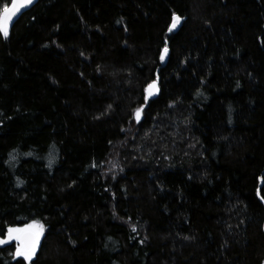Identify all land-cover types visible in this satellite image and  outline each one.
I'll use <instances>...</instances> for the list:
<instances>
[{
	"label": "trees",
	"instance_id": "16d2710c",
	"mask_svg": "<svg viewBox=\"0 0 264 264\" xmlns=\"http://www.w3.org/2000/svg\"><path fill=\"white\" fill-rule=\"evenodd\" d=\"M34 221L0 264H264V0H37L0 33V238Z\"/></svg>",
	"mask_w": 264,
	"mask_h": 264
},
{
	"label": "snow or ice",
	"instance_id": "6c2138e0",
	"mask_svg": "<svg viewBox=\"0 0 264 264\" xmlns=\"http://www.w3.org/2000/svg\"><path fill=\"white\" fill-rule=\"evenodd\" d=\"M32 0H13V7L10 9L7 6L3 9V11H0V33H2L4 36L8 35V26H9V22L13 19V17L16 15V13L19 11V7H17V5L20 6H26L28 4H31ZM179 23V17L173 16V22L171 27L169 28V31H172L177 24ZM168 49L167 47L164 48L163 52L161 53V60L164 59L166 53H167ZM155 88V82L153 84L148 85V88L145 90L149 95H151L152 93L149 91L150 89ZM139 110L136 113V117L137 119H139ZM29 228L33 227L32 225L28 226ZM42 227V226H40ZM135 230V229H133ZM14 231H22V230H16V229H9V232H14ZM9 239H12V237H9ZM39 236L37 234L36 236V240L38 241ZM6 241L4 240H0V243H5ZM32 251L34 252V248L32 249ZM17 255H25L24 251H21L19 248L17 250ZM28 258V257H26Z\"/></svg>",
	"mask_w": 264,
	"mask_h": 264
},
{
	"label": "rangeland",
	"instance_id": "374dc122",
	"mask_svg": "<svg viewBox=\"0 0 264 264\" xmlns=\"http://www.w3.org/2000/svg\"><path fill=\"white\" fill-rule=\"evenodd\" d=\"M173 22V20H172ZM181 24V19L179 18V23L177 24V26L173 29V30H176L179 25ZM29 225H32L33 227L29 228L28 226ZM42 226V227H40ZM10 229H16V230H22V231H14V232H7V238L9 237H12V239H9L10 240V243L13 244L14 246V251H13V255L14 257H20L22 259H24L26 262H29L36 254L37 252V249H38V246L40 244V241L42 239V236H43V233H44V228H43V225L40 223V222H30L28 224H25V225H22V226H16V227H12ZM26 231H30L34 234L35 236V244L34 246L30 249V250H24L18 243V237L23 233V232H26ZM39 236V239L38 241L36 240V236ZM18 248L21 250V251H24L25 255H17V250ZM34 248V252L32 251V249ZM28 257V258H26Z\"/></svg>",
	"mask_w": 264,
	"mask_h": 264
},
{
	"label": "water",
	"instance_id": "95a60500",
	"mask_svg": "<svg viewBox=\"0 0 264 264\" xmlns=\"http://www.w3.org/2000/svg\"><path fill=\"white\" fill-rule=\"evenodd\" d=\"M36 3H37V0H32V3L31 4H28L26 6L17 5V7H19V11L16 13V15L13 17V19L9 22L8 31L10 30L11 26L16 22V20L19 18V16L22 15V14H24V13H26L27 11H29ZM12 7H13V0L11 1L10 5L8 6V8L11 9ZM149 91L152 94L149 95L147 93L148 96L154 97V96L157 95V93H158V87H157V82L156 81H155V88L150 89ZM0 240L6 241L5 243H0V246H5L6 244H9L10 243V240L7 237L4 238V239H1L0 238ZM18 243H19V245L24 250H30L34 246V244H35V236L30 231L23 232L18 237Z\"/></svg>",
	"mask_w": 264,
	"mask_h": 264
}]
</instances>
